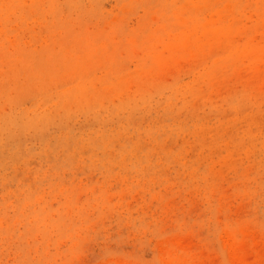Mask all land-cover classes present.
I'll return each instance as SVG.
<instances>
[{"label": "rangeland", "instance_id": "obj_1", "mask_svg": "<svg viewBox=\"0 0 264 264\" xmlns=\"http://www.w3.org/2000/svg\"><path fill=\"white\" fill-rule=\"evenodd\" d=\"M0 264H264V0H0Z\"/></svg>", "mask_w": 264, "mask_h": 264}]
</instances>
